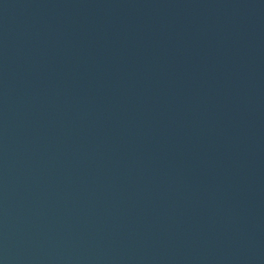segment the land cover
Here are the masks:
<instances>
[{
  "label": "water",
  "instance_id": "1",
  "mask_svg": "<svg viewBox=\"0 0 264 264\" xmlns=\"http://www.w3.org/2000/svg\"><path fill=\"white\" fill-rule=\"evenodd\" d=\"M3 264H264V0H0Z\"/></svg>",
  "mask_w": 264,
  "mask_h": 264
},
{
  "label": "snow or ice",
  "instance_id": "2",
  "mask_svg": "<svg viewBox=\"0 0 264 264\" xmlns=\"http://www.w3.org/2000/svg\"><path fill=\"white\" fill-rule=\"evenodd\" d=\"M0 264H2V261H0Z\"/></svg>",
  "mask_w": 264,
  "mask_h": 264
},
{
  "label": "clouds",
  "instance_id": "3",
  "mask_svg": "<svg viewBox=\"0 0 264 264\" xmlns=\"http://www.w3.org/2000/svg\"><path fill=\"white\" fill-rule=\"evenodd\" d=\"M2 264H3V262H2Z\"/></svg>",
  "mask_w": 264,
  "mask_h": 264
}]
</instances>
